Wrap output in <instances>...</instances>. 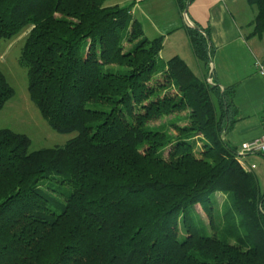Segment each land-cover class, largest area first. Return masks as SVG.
<instances>
[{"label":"trees","instance_id":"1","mask_svg":"<svg viewBox=\"0 0 264 264\" xmlns=\"http://www.w3.org/2000/svg\"><path fill=\"white\" fill-rule=\"evenodd\" d=\"M246 1L264 40V0ZM186 30L209 70L207 31ZM22 33L30 100L54 131L76 135L31 150L26 134L0 128V264H264V192L226 139L232 87L178 56L162 62L163 36H145L131 5L0 0V40ZM13 95L0 70V111ZM52 175L66 192L45 187ZM220 193L232 209L213 208Z\"/></svg>","mask_w":264,"mask_h":264},{"label":"crops","instance_id":"2","mask_svg":"<svg viewBox=\"0 0 264 264\" xmlns=\"http://www.w3.org/2000/svg\"><path fill=\"white\" fill-rule=\"evenodd\" d=\"M109 1L120 6L131 4V14L141 23L148 38L163 36L160 59L167 58V61L178 56L187 65L192 64L194 69L188 66L196 75L209 79L212 74L221 88L234 89L237 113L226 139L236 150L241 149L242 143L264 135V77L255 65L257 60L264 65V40L251 34L255 8L246 0H191L187 3L186 15L176 0ZM190 24L208 33L211 71L192 51L186 30L192 27ZM242 160L260 182L264 178V155L247 152ZM257 162L263 163L258 171Z\"/></svg>","mask_w":264,"mask_h":264},{"label":"rangeland","instance_id":"3","mask_svg":"<svg viewBox=\"0 0 264 264\" xmlns=\"http://www.w3.org/2000/svg\"><path fill=\"white\" fill-rule=\"evenodd\" d=\"M249 6L255 8L256 16L257 8L254 5L249 4ZM245 12H249V10H246ZM248 14L249 13H245L244 15ZM24 34L25 33H22L10 40H0V70L4 73L8 83L14 90L13 97H11L6 102L3 109L0 111V128H10L14 131L26 134L31 141V150L62 145L67 140L74 137L76 132L59 133L54 131L42 117L37 107L30 100L27 91L26 68L19 63L20 50L23 45ZM166 59L167 58H161L160 60L165 62ZM188 65L194 69V67L191 66L192 64L189 63ZM170 120L172 119L169 116L156 121L154 124L158 125L162 122H169ZM180 124H183V121L180 122ZM260 157L263 158L262 156ZM260 157H258L259 160H261ZM261 162H257V171L261 169L259 168L263 164ZM51 177L52 178L45 180V187L58 189L61 192L67 191L66 185H60L56 182V175H52ZM259 186L261 192H264V178L260 180ZM54 194L58 199H62V195H57L56 193ZM210 199L212 201L213 208L215 207V202L217 201L219 202V207H221L222 203L226 200V194L220 193L219 197L217 194H212L210 195ZM224 207L225 209H232L231 203H229L228 200L224 202ZM192 217L194 219V224L200 228L203 226L201 218L206 223L208 222V218L202 211V208L199 204H197L195 208L192 209ZM219 235L221 236L223 234L219 232ZM182 237H184V233L181 234V238Z\"/></svg>","mask_w":264,"mask_h":264},{"label":"built area","instance_id":"4","mask_svg":"<svg viewBox=\"0 0 264 264\" xmlns=\"http://www.w3.org/2000/svg\"><path fill=\"white\" fill-rule=\"evenodd\" d=\"M255 65L262 77H264V65L260 61H256ZM209 82H211V78L208 79ZM247 152H260L264 154V135L260 136L258 138H255L249 142H244L241 145V149L239 151V155L243 156ZM242 165L245 168V165L243 162H241ZM253 167V166H252Z\"/></svg>","mask_w":264,"mask_h":264},{"label":"water","instance_id":"5","mask_svg":"<svg viewBox=\"0 0 264 264\" xmlns=\"http://www.w3.org/2000/svg\"><path fill=\"white\" fill-rule=\"evenodd\" d=\"M186 12H187V8H185L184 9V14L186 15ZM193 28H196V29H198V30H200V28L197 26V25H192V24H190Z\"/></svg>","mask_w":264,"mask_h":264}]
</instances>
